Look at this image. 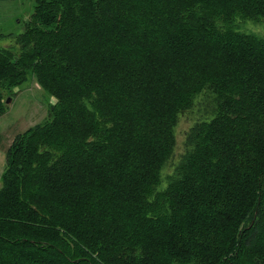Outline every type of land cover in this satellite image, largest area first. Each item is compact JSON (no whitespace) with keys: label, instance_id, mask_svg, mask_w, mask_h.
Segmentation results:
<instances>
[{"label":"trees","instance_id":"obj_1","mask_svg":"<svg viewBox=\"0 0 264 264\" xmlns=\"http://www.w3.org/2000/svg\"><path fill=\"white\" fill-rule=\"evenodd\" d=\"M264 0H33L2 98L57 99L0 176V264H264ZM197 113L176 157L175 128Z\"/></svg>","mask_w":264,"mask_h":264},{"label":"rangeland","instance_id":"obj_2","mask_svg":"<svg viewBox=\"0 0 264 264\" xmlns=\"http://www.w3.org/2000/svg\"><path fill=\"white\" fill-rule=\"evenodd\" d=\"M14 14L0 17V34L17 35L23 32L30 14L32 13L33 0H9L4 4ZM3 8L0 4V12ZM6 11V10H5ZM244 30L264 36V23H245ZM14 45L12 39L5 38L0 41V47H11ZM57 99L43 88L34 75H29L27 80L20 86L14 88L2 98L4 113L0 115V174L4 169L5 155L13 138L28 128L42 124L47 120L50 106ZM198 117L197 113L183 115L179 118L175 128L176 135V157L181 153L187 131ZM183 151V150H182Z\"/></svg>","mask_w":264,"mask_h":264},{"label":"crops","instance_id":"obj_3","mask_svg":"<svg viewBox=\"0 0 264 264\" xmlns=\"http://www.w3.org/2000/svg\"><path fill=\"white\" fill-rule=\"evenodd\" d=\"M7 2H9V0H0V4H2V6H3V8H1V12H0V17H5L6 16V14H7V11H9V8H8V6H7V9H6V7H5V3H7ZM6 10V11H5ZM9 14H14V13H12V12H10L9 11ZM3 172V171H2ZM1 172V173H2ZM0 176H1V174H0Z\"/></svg>","mask_w":264,"mask_h":264}]
</instances>
